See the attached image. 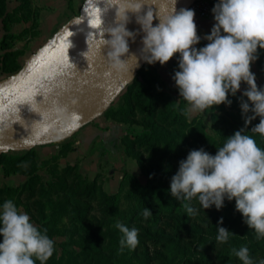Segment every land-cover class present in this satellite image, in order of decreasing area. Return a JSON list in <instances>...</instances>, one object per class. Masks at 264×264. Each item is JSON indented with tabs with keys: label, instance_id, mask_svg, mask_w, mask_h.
<instances>
[{
	"label": "trees",
	"instance_id": "obj_1",
	"mask_svg": "<svg viewBox=\"0 0 264 264\" xmlns=\"http://www.w3.org/2000/svg\"><path fill=\"white\" fill-rule=\"evenodd\" d=\"M207 1L211 9L218 2ZM20 10L27 13L26 4L8 12L7 1L0 0V22L3 31L0 41V51L3 52L0 56V73L7 78L17 74L21 69L18 57L23 52L10 50L12 49L10 41L15 37L8 34L12 17ZM38 16V12L32 14L34 24L38 23ZM28 18L29 16H25L22 20L28 21ZM25 31L26 29L23 32ZM258 53L256 66L260 73H264V50L258 49ZM177 70L178 67L171 66V75L173 76ZM161 87L162 83L156 71L144 63L105 112L106 114L110 111L122 116L129 125L122 138L123 152L137 162L140 177L143 178L140 180L137 176H129L130 188L126 194L128 206L117 212L124 225L129 229L135 227L139 230V243L135 251L140 256L142 264H228L227 258H230V261L239 260L233 254V249L238 250L242 246L248 247L254 264H259V261L264 260V239H256L254 230L249 229L241 213L236 211L234 200L226 199L224 207L218 211L215 206L204 210L194 199L191 206L195 211L189 215L181 206L183 202L175 200L168 192L171 178L178 171L179 161L186 159L189 151L203 148L209 154L215 155L217 149L225 143L226 137L233 135L239 127L245 128L239 100L242 95L229 94L231 106L221 104L210 108V127L214 133L210 135L201 118L186 120L184 100L177 104L176 99L163 92ZM260 88H264V85ZM116 101L121 105L113 109L112 105ZM234 105H237L236 110ZM259 119L257 117L247 126L245 134L252 136L257 145L264 149V137L250 131L259 123ZM94 123L95 119L89 122L103 130ZM134 125H138V128L133 127ZM77 133L78 130L69 137H74ZM56 143L41 144L38 148L41 150L51 148ZM34 150L32 147L22 156L15 152L2 153L0 164L7 162L9 165H18ZM74 170V167L67 166L61 170L57 183L51 185L54 187L52 193L64 195V201H73L75 212L72 222L81 225L78 232L76 228L71 230L69 239L61 244L65 257L59 255L56 250V231L44 216L40 203H35L39 206L37 210L39 217L34 220L35 225L40 229H46L49 238L55 242L54 254L46 264H117V257L112 248L116 235L114 228L109 226L106 218L90 216V211L93 202L97 203L103 212H107L108 209L114 210L119 198L117 195L102 191L96 180L86 182L77 178V175L72 177ZM69 178L72 179L68 180ZM33 187V180L29 179L18 193L31 192ZM13 191L8 186L0 187V205L6 201L5 196H9ZM61 207L62 204L58 207L61 209L59 212L64 215L65 209ZM146 207L152 211V215L147 219L143 215ZM221 217L223 224L220 226L235 234L230 235L226 243L216 240L217 224ZM84 226L89 230L84 229ZM67 247L71 249L66 250Z\"/></svg>",
	"mask_w": 264,
	"mask_h": 264
},
{
	"label": "clouds",
	"instance_id": "obj_2",
	"mask_svg": "<svg viewBox=\"0 0 264 264\" xmlns=\"http://www.w3.org/2000/svg\"><path fill=\"white\" fill-rule=\"evenodd\" d=\"M175 5L173 0L172 10L159 15L142 0H124L116 14L117 23L104 41L111 67L117 72L128 71L124 57L129 54V40L135 42L138 35L142 36V55L135 66L138 60L163 66L178 54L179 70L172 79L189 106L185 115L221 104L231 106L229 94L236 96L241 84L247 85L239 98L245 128L226 137L215 155L203 148L189 151L186 159L179 161L168 192L183 202L181 206L189 215L195 211L191 206L194 199L204 210L215 206L218 211L226 199L234 200L236 211L254 230L256 239H264V149L245 134L247 126L259 117L250 131L264 137V88H258L251 71L252 63L259 58L258 49L264 50V0H218L211 10L215 23L210 34L204 36L208 43L199 49L195 47L201 40L195 11H177ZM132 17L139 25L137 31L127 28ZM154 20H158L155 25ZM143 215L147 219L152 211L146 207ZM222 224L221 217L216 240L226 243L235 234ZM115 227L122 233L119 251L125 247L135 250L139 230L120 222ZM0 237V264H46L55 251L47 230L34 225L11 199L0 205ZM233 254L241 264H254L246 246L233 249Z\"/></svg>",
	"mask_w": 264,
	"mask_h": 264
},
{
	"label": "rangeland",
	"instance_id": "obj_3",
	"mask_svg": "<svg viewBox=\"0 0 264 264\" xmlns=\"http://www.w3.org/2000/svg\"><path fill=\"white\" fill-rule=\"evenodd\" d=\"M6 1L8 12L17 10V8L23 4H26L28 9L27 13L20 10V12L14 14L8 33L15 37L10 41L12 45V49H10L11 51H19L24 54V47H29V50L25 52L26 54H24V56L22 54L18 57V62H20L21 65V69L18 73L23 69L25 63L32 55L45 45V43L48 42L67 22L79 15L81 7L84 4V0H79L78 5H75L76 13L72 16L63 18L61 10H66L67 8L70 9L71 6L75 4V0H70V2L67 0ZM207 3L211 12V5L208 1ZM35 12H38L39 14L37 24H34L32 20V14H35ZM25 16H29L28 21L22 20ZM57 16H60V22L57 21ZM25 29L26 31L23 32ZM207 43L208 41L200 42L198 49L205 46ZM19 44L20 47H16V45ZM178 60L179 56L177 54V56L169 61L168 65H164L162 68H155L156 64L150 65L151 68L156 71L161 80V90L175 98L177 104L184 99L179 96V90L172 79L173 76L171 75L170 68L171 66L178 67ZM251 71L255 74L258 88L262 87L264 85V73H260L256 66V61L253 62ZM6 78L7 77L4 76L2 80ZM246 88L247 85L242 83L241 89L237 93L242 95ZM120 105L121 103L116 101L112 106L113 109H117ZM55 107L52 109L49 116L54 113ZM188 107L189 106L185 101V111ZM236 107L237 105H234L235 110ZM109 108L110 106L95 118L94 124H98L103 130L88 123L84 125L87 126L85 135L79 137L77 133L74 137H67L64 141L63 139H60V141L57 140V143L54 146L43 150L39 149L38 145H36L34 146L35 150L33 153L27 156L24 161L18 165H9L7 162L0 164V187L8 186L14 190L9 196H5V199L13 200L22 212H26L30 216L31 222L34 225V220L39 217L37 213L39 206L35 203H40V209H42L47 221L50 222V226L56 231V250L59 255L65 257L66 254L63 252L61 244L69 239V233L71 230L76 228L78 232L81 229V225H79L78 222H72L75 212V208H73L75 207V204H73V201H64V195L59 196L58 194L52 193L54 187H51V185L57 183V178L61 170L67 166L74 167L75 170L74 173H72V177L77 175V178L86 182L96 180L97 185L102 191L107 194L117 195L119 198L117 199L118 202L115 207L116 209L114 210L108 209L107 212H103L100 210L99 205L93 202L91 203L92 210L90 211V216L104 217L109 221V226L114 228L116 235L114 237L112 248L117 257V264H142V260L135 250H130L125 247L123 252L119 251V241L122 233L115 227V225L117 222L123 224V220L118 216L117 212L124 210L128 206L126 194L130 188L129 176H137L140 180L143 178L140 177V168L137 162L123 152L124 143L122 138L124 137L125 129L128 128L129 125L124 121L122 116L117 115L116 113H111L109 111L105 114ZM216 113L223 115L221 112ZM185 117L187 121H191L193 118H201L207 133L214 135L210 127V109H206L203 112H189ZM133 127L138 128V125H134ZM80 129L81 127L78 129V132ZM241 129L243 128L239 127L237 128V131ZM36 139L38 140L37 136ZM26 150L28 149H18L15 151L8 150L3 153L12 154L15 152L18 153L19 156H22ZM24 173H28V175H25ZM29 179L33 180L34 187L32 191L18 193ZM71 179L72 178H69L68 180ZM60 204H62L61 208L63 209L64 207L65 209L64 215L61 214V211L59 212V210H61L58 208ZM83 228L89 230V228H86L85 226ZM70 249L71 247L66 248V250ZM226 260L228 264H241L237 259L230 261V258H227Z\"/></svg>",
	"mask_w": 264,
	"mask_h": 264
},
{
	"label": "bare ground",
	"instance_id": "obj_4",
	"mask_svg": "<svg viewBox=\"0 0 264 264\" xmlns=\"http://www.w3.org/2000/svg\"><path fill=\"white\" fill-rule=\"evenodd\" d=\"M108 38L105 32L71 47L51 86L1 133L0 140L10 149L54 142L106 108L142 61L135 66L139 56H133L142 46L141 40H129V54L124 57L128 71L114 70L104 43Z\"/></svg>",
	"mask_w": 264,
	"mask_h": 264
},
{
	"label": "water",
	"instance_id": "obj_5",
	"mask_svg": "<svg viewBox=\"0 0 264 264\" xmlns=\"http://www.w3.org/2000/svg\"><path fill=\"white\" fill-rule=\"evenodd\" d=\"M194 1L176 0L177 11L181 8L187 9ZM142 2L146 7L154 9L159 15H164L173 8V0H142ZM123 4L124 0H85L79 15L67 22L45 45L32 55L19 73L0 82V135L51 86L58 76V70L65 54L71 47L81 40L109 32V29L115 26L117 23V11ZM156 23H158V20H154V25ZM127 28L129 31H137L139 29V25L135 23V17H132V22L127 25ZM141 38L142 36L138 35L136 40H141ZM141 48L142 46L136 50L134 57L142 55L140 53ZM143 64L144 61L142 60L129 80L113 96L106 108L129 84ZM97 116L78 126L64 138L69 137ZM36 145L41 144L19 149H30ZM8 150L15 151L18 149H10L5 141L0 140V153Z\"/></svg>",
	"mask_w": 264,
	"mask_h": 264
},
{
	"label": "crops",
	"instance_id": "obj_6",
	"mask_svg": "<svg viewBox=\"0 0 264 264\" xmlns=\"http://www.w3.org/2000/svg\"><path fill=\"white\" fill-rule=\"evenodd\" d=\"M78 1L79 0H75V4L74 5H72L71 6V8L69 9V8H67L66 10H61V15L63 16V18L65 17H67V16H72V15H74L75 13H76V6L75 5H78ZM85 2V0L83 1V3ZM82 8V7H81ZM57 15H60V14H57ZM58 18H57V21L58 22H60V20H59V17L60 16H57ZM195 23H196V25H197V31H198V35L201 37V40H200V42H203V41H207L206 39H204V36L206 35V34H210V32H211V28H212V26H213V24L215 23V21H214V17H213V14H212V11L208 14V15H206L205 17H199V16H197V15H195ZM58 24V23H57ZM2 37H3V31H2V24H1V22H0V41H1V39H2ZM21 44V43H20ZM20 44L19 45H16V47H20ZM197 49H198V47H199V44L198 45H196L195 46ZM25 48V51H24V54H26L25 52L26 51H28L29 50V47H24ZM3 54V52L2 51H0V56ZM24 54H23V56H24ZM173 59V58H172ZM171 59V60H172ZM170 60V61H171ZM169 63V62H168ZM168 63L167 64H165V65H168ZM252 65H253V63H252ZM164 66V65H163ZM162 68V65H160L158 62L156 63V67L155 68ZM259 76H261V75H259ZM262 77V76H261ZM2 79H3V76L1 75V73H0V82L2 81ZM261 79V78H260ZM87 129V126H82L81 127V129L79 130V132H78V136L80 137V136H82V135H85L86 134V130ZM103 154H104V152H103Z\"/></svg>",
	"mask_w": 264,
	"mask_h": 264
},
{
	"label": "built area",
	"instance_id": "obj_7",
	"mask_svg": "<svg viewBox=\"0 0 264 264\" xmlns=\"http://www.w3.org/2000/svg\"><path fill=\"white\" fill-rule=\"evenodd\" d=\"M187 9L195 11V15L205 17L210 13V8L206 0H195Z\"/></svg>",
	"mask_w": 264,
	"mask_h": 264
}]
</instances>
